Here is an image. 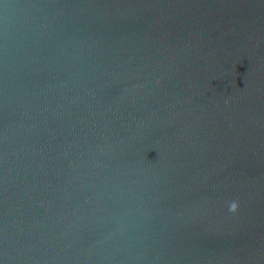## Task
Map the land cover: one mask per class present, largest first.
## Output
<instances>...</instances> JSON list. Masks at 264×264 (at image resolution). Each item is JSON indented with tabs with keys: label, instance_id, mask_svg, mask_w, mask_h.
Segmentation results:
<instances>
[{
	"label": "water",
	"instance_id": "1",
	"mask_svg": "<svg viewBox=\"0 0 264 264\" xmlns=\"http://www.w3.org/2000/svg\"><path fill=\"white\" fill-rule=\"evenodd\" d=\"M0 264H264V0H0Z\"/></svg>",
	"mask_w": 264,
	"mask_h": 264
},
{
	"label": "clouds",
	"instance_id": "2",
	"mask_svg": "<svg viewBox=\"0 0 264 264\" xmlns=\"http://www.w3.org/2000/svg\"><path fill=\"white\" fill-rule=\"evenodd\" d=\"M228 211L232 213L233 215H236L239 213V205L236 201H231L228 204Z\"/></svg>",
	"mask_w": 264,
	"mask_h": 264
}]
</instances>
